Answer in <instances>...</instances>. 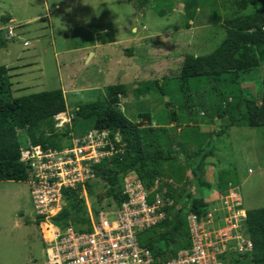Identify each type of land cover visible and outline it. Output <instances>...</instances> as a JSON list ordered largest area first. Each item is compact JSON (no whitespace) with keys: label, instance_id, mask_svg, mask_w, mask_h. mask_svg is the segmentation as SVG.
Returning <instances> with one entry per match:
<instances>
[{"label":"rangeland","instance_id":"1","mask_svg":"<svg viewBox=\"0 0 264 264\" xmlns=\"http://www.w3.org/2000/svg\"><path fill=\"white\" fill-rule=\"evenodd\" d=\"M148 1V5L140 9L135 0H0V29L8 27L10 22L6 19L11 17L10 14L17 20L29 21L23 23L24 29L17 39L13 38L6 49L0 50V66H7L19 56H31L29 61L34 62L29 66L32 74L20 77L18 73L21 68L11 73L14 96L61 88L67 91L65 99L68 111L60 118L55 117V128L61 135L69 129L68 135L62 139L65 148L70 147L73 138L84 134L85 131L81 130H89L93 123L89 121L75 129L74 110L80 105L105 100L106 89L113 85H125L128 89L127 95L120 97L119 105L128 119L140 123V114L146 113L151 114L155 121L152 127H156V124L164 126L169 122L170 111L180 106L179 101H185V94L177 82L185 55L211 53L227 36L223 27L225 20L240 14L236 5L238 0H207L200 7L192 28L186 29L184 0ZM56 4L60 5V9H56ZM263 8L264 1L258 5V9ZM159 11H166V14L161 16ZM39 16L44 20L34 19ZM25 40L30 42L27 48L24 47ZM53 41L54 46L51 45ZM95 43L100 44V49H94L96 57L90 65H84L85 51L67 55V49L85 48ZM130 50H134L132 55L128 52ZM35 51H38L41 59ZM57 52L59 55H56ZM42 68L44 74L41 78L35 74ZM135 75L139 77L134 78ZM162 77L169 79L167 95L160 94L154 84H151L148 93H135L134 89ZM24 86L29 90L17 92V88ZM241 86L245 93H252L260 103L264 90V63L243 74ZM201 91L199 95H205L206 91ZM167 103L175 107L169 108ZM206 124L200 125L201 132L211 133L223 126V121L215 117L213 124ZM181 131L184 132V126L176 134ZM21 134L24 137L27 135L25 132ZM47 134L51 135L49 131ZM176 140L180 141L179 138ZM213 143L215 155L208 158L210 163L205 167L203 177L211 183L212 189L204 191L203 195L194 191L191 187L194 177L190 170L185 172L182 183L165 177L157 180L158 185L169 182L177 188L186 185L187 189H192L194 197L203 196L205 201H216L223 196L217 188L219 172L228 168L233 172L234 186L239 188L243 208L246 211L264 208V129L233 127L221 137L216 136ZM179 147L175 146L174 149L179 150ZM187 147L190 151L196 149L195 143H189ZM88 183L99 184L97 196L95 194L92 199L88 190L82 187L90 211L114 203H110L106 196L108 189L102 186L97 177ZM30 190L28 182L0 181V264H47L45 243ZM100 194L103 198L98 202L96 198ZM185 200L191 205V199ZM53 217H56L55 214ZM158 232L157 229L145 232L139 237L140 244H158ZM241 232H245L244 228ZM238 249L239 246L233 242L226 246L227 263L231 254L238 257L239 252L235 251ZM242 264L251 263L243 261Z\"/></svg>","mask_w":264,"mask_h":264},{"label":"trees","instance_id":"2","mask_svg":"<svg viewBox=\"0 0 264 264\" xmlns=\"http://www.w3.org/2000/svg\"><path fill=\"white\" fill-rule=\"evenodd\" d=\"M135 1L140 9L149 2ZM262 1L264 0L236 1L240 14L223 23L227 36L222 43L209 54L185 55L177 78L180 90L185 94V101H179L180 106L177 108L174 104L167 103L169 108H175L168 114L169 122L165 121L164 126L156 124V127H152L155 121L151 114L146 113L140 114L139 118L147 125L128 119L119 107L120 97L126 96L122 85L109 86L105 100L80 105L74 110L75 129L92 121L89 130H108L112 137L118 133L125 143L124 152L106 157L93 166L95 176L108 189L106 196L110 203L121 205L125 200L124 179L132 173L150 188L157 180L165 177L175 183H182L185 172L190 170L194 177L192 189L203 195L204 191L212 189L211 183L203 177L205 167L210 163L208 158L215 155V137H221L233 127L264 129V90L261 102L258 103L255 96L245 93L241 86L242 75L260 66L261 62L264 63V8L258 9ZM205 3L207 0H184L186 29L192 28L200 7ZM245 11L247 12L244 13ZM158 13L164 16L166 11ZM7 45L4 30L0 29V50ZM133 51L128 52L132 55ZM168 80L167 77H162L147 82L137 88L136 92L148 93L151 84H154L160 94L165 96L168 94ZM209 84L210 87H204ZM203 89L206 91L205 95H199ZM67 111L62 89L14 96L9 68L0 66V181H29L30 170L21 161V152L29 148V145H41L44 149L53 150L64 147L62 139L68 135L69 129L61 135L55 128V117ZM215 117L223 121V126L211 133L201 132L200 125L213 124ZM183 126L184 132L177 135L176 131ZM47 131L51 133L50 136ZM21 132H25L28 139ZM189 143H195L194 151L188 149ZM179 145V150H175L174 147ZM116 146L119 148V144ZM162 185L167 187L166 195L174 200V205L167 208L168 218L164 222L148 230H159L158 244L149 242L144 246L153 250L162 260H167L177 256L181 249L191 247L188 215L195 213L201 217L208 204L203 196L194 197L192 189H187L186 185L181 188L170 183ZM234 185L236 183L232 170H220L217 187L219 192L225 195ZM97 186L99 184H86L90 199L95 194L97 196ZM163 186L160 188L163 189ZM63 194L66 206L58 216L52 218V222L61 228L72 226L79 231L90 226L89 209L82 194V186L64 189ZM102 198L103 195L100 194L96 199L101 202ZM185 198L191 199V205H188ZM99 209L93 210L97 212ZM37 223L40 220L37 219ZM244 231V235L253 243L252 251L239 253L238 257L231 254V259L226 264H242L243 261L264 264V208L247 211Z\"/></svg>","mask_w":264,"mask_h":264},{"label":"built area","instance_id":"3","mask_svg":"<svg viewBox=\"0 0 264 264\" xmlns=\"http://www.w3.org/2000/svg\"><path fill=\"white\" fill-rule=\"evenodd\" d=\"M124 146L118 133L112 137L108 130L92 129L72 139L71 147L53 150L29 146L22 152L21 161L30 170L28 183L47 264H226L230 243L239 246L235 250L239 253L252 251V241L241 232L247 211L238 187L230 188L216 201H205L208 208L201 217L189 213L191 247L167 260L139 242L141 234L168 218L167 208L174 205L158 181L148 188L138 176L127 175L123 185L126 198L121 205L114 202L97 212L89 210L90 226L81 231L53 223L54 214L59 215L65 206L63 190L80 185L86 189V182L96 177L93 166L124 152Z\"/></svg>","mask_w":264,"mask_h":264},{"label":"crops","instance_id":"4","mask_svg":"<svg viewBox=\"0 0 264 264\" xmlns=\"http://www.w3.org/2000/svg\"><path fill=\"white\" fill-rule=\"evenodd\" d=\"M59 6H60L59 4H56V9H60ZM10 15H11V17L8 18L9 19L8 23L9 22L10 23L8 25H11L12 24L10 27H13V28L15 27L16 37L14 39H17L19 37V34L22 33L21 30L24 29V26H22L23 23H29V21H26V20H24V21L23 20H17V18L15 16H13L12 14H10ZM46 16L48 17V14H46ZM46 16H43V17H46ZM82 17H83V20L85 21L86 20L85 19V16L83 15ZM34 19L36 21L44 20L40 16L39 17H35ZM18 30L20 32H18ZM65 32H66V30H65ZM134 32H135V29H134ZM40 38H42V37H40ZM55 41L51 42V45L52 46L55 45ZM131 41L133 42L134 40H131ZM26 43H28L29 45H26ZM24 44H25L24 47H26V48L30 46V42L28 40H25L24 41ZM42 44H43V42L41 43V46H42ZM95 44H92V45H90L88 47H85V48H75V49H72V50L71 49L70 50L67 49L66 50L67 51V55H69L70 53H72V54H79V53L85 51L86 52V55H84V59L83 58H81V59H83L84 65H90L94 61V59L96 57V52L94 51V49H100V47H98V45L100 46V44H98V45L97 44L95 45ZM107 44H106V46H107ZM89 51H90V54H89ZM7 53H10V52L7 51ZM35 53H37V56H40L39 59H41V55H38V51H35ZM32 55H34V57H36L35 54H32ZM56 55H59V52H57ZM30 57L31 56H28L26 58L24 56L23 57H20V56L19 57H16L14 62H11V63H9L6 66L7 68H9V75L11 76V78L13 77V75H11V73L14 71V69L16 70V72H18L19 71V68H21V70L19 71L20 73H18L20 77L26 76L29 73L32 74V70L30 69L29 66L32 65L34 62L32 63V61H29ZM77 60H79V58H77ZM18 63H20V65ZM35 65H38V64L35 63ZM36 72H38V73L35 74V75H40L41 78H42V76L44 74L43 68L41 69V71H36ZM14 76L17 77L18 75H14ZM138 77H139V75H135L134 76V78H138ZM35 80L38 83V78L37 77L35 78ZM18 84H19V82H18ZM61 89L63 90L64 96H65V93L67 91L64 88H61ZM124 89H125V92H126V95H127V90L128 89H127V87L125 85H124ZM24 90L25 91H28L29 89L26 86H24L22 88H19V89L17 88V92H21V91H24ZM55 90H57V89H55ZM136 90L137 89H134V91H136ZM135 93H137V92H135Z\"/></svg>","mask_w":264,"mask_h":264},{"label":"clouds","instance_id":"5","mask_svg":"<svg viewBox=\"0 0 264 264\" xmlns=\"http://www.w3.org/2000/svg\"><path fill=\"white\" fill-rule=\"evenodd\" d=\"M1 30H4V35H5V33H6V30H7V34L5 35V38H6V40L8 41V42H10L13 38H15L16 37V32H15V27L13 28V27H10V25H8V27H6V28H3V29H1ZM26 45H28V43H26ZM66 113V112H65ZM65 113H61V114H65ZM61 114H59V115H57L56 117H59L60 118V115ZM92 130V129H91ZM86 133V132H85ZM74 139V138H73ZM30 146H32V147H34L33 145H30ZM38 146H41V145H38ZM27 149V148H26ZM26 149H23L22 150V152L24 151V150H26ZM22 152H21V155H22ZM38 219V218H37ZM39 220V219H38ZM40 224V223H39Z\"/></svg>","mask_w":264,"mask_h":264},{"label":"bare ground","instance_id":"6","mask_svg":"<svg viewBox=\"0 0 264 264\" xmlns=\"http://www.w3.org/2000/svg\"><path fill=\"white\" fill-rule=\"evenodd\" d=\"M62 115H64V114H61L60 116L62 117Z\"/></svg>","mask_w":264,"mask_h":264}]
</instances>
